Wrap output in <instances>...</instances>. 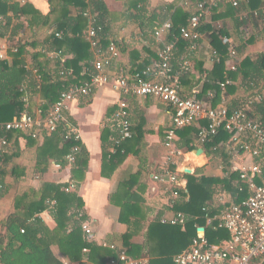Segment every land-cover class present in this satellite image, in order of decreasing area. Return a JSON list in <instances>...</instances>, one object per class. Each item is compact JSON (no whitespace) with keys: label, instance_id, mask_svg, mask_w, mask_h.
Wrapping results in <instances>:
<instances>
[{"label":"trees","instance_id":"1","mask_svg":"<svg viewBox=\"0 0 264 264\" xmlns=\"http://www.w3.org/2000/svg\"><path fill=\"white\" fill-rule=\"evenodd\" d=\"M8 1L0 0V18H2L0 21H6L10 24L12 20L11 18L8 19L7 16L8 13H11L15 19V24H13L11 30L10 45L8 47V54L12 59L10 61L0 59L1 123L19 118L24 112L33 113L38 107L46 112L57 101L62 91L73 84H80L90 79L94 73L92 67L94 55L91 52L89 43L82 36L87 25L83 13H96V25L102 29L98 33L101 49H105L110 42H114L121 52L124 51V45H120L115 39L111 15L103 0H56V9L60 15L55 22L48 26V16L39 15L35 11L32 12L33 19L28 21L27 24L35 28L34 33L28 40L19 39L16 42L13 41L12 37L24 28L20 18L26 17L29 10L27 7H20L18 3L8 4ZM53 1L47 0L51 5ZM124 1L126 5L125 12L131 10L139 12L141 10L139 9L140 4L146 2V0ZM188 1L191 2L188 10L183 8L174 9L172 5H165L160 7V14H152L150 19H147L148 23H151L154 18L158 19L159 16L160 21L171 22L172 28L164 42H171L172 36L178 37L180 28L187 26L189 17L197 12V3L205 0ZM236 1L239 5L238 8L232 7L231 0H221L216 7L211 9L210 14L217 13L223 8L224 12L221 11L223 15H235L238 12H243L245 14L244 24L250 23L257 27L259 23L262 28L250 35L245 42L238 39L236 42L238 45H233L236 52L234 70L225 69L228 52L227 46L222 44V38L229 36L226 26L223 25L221 28L213 30L204 21L199 26L200 33L210 32L212 51H215L219 58V61L215 63L211 82L204 86V91L211 90L217 98L220 93L219 84L225 79L232 81L225 94L236 97L235 94L242 89L241 99H248L255 95L252 94L253 90L258 87L254 88V86H258L264 80V54H259L254 58L243 56L247 45H252L257 40L264 38V21H262L264 18V0ZM254 12H256V16ZM219 14L212 16V19L221 18L222 16ZM232 20L235 22L236 30H238V27L243 26V22L239 21L237 17L232 18ZM50 27L53 30L48 34L47 30ZM191 44V41L178 38L172 52L170 64L173 73H179L180 86L184 80H187L191 72L184 74L178 64L181 59L187 56L188 51H191ZM14 49H16V52H13ZM195 50L196 48L192 51ZM57 51H61L62 55L69 54L72 57L64 63H61L60 57H49V53ZM153 51L149 55V59L139 65L138 68L130 70V75L133 76L150 65V58L152 60L156 59ZM26 56H29V62L25 60ZM242 86H246V88L244 89ZM249 91L250 95H247ZM260 93H262L261 87L256 92L259 100L252 101L248 117L264 128V94ZM24 98H26V101H23ZM236 102L234 100L230 101L225 107L232 110L239 106ZM195 131V125L177 131L176 146L182 153L185 154L194 150L193 137ZM1 135L4 134L1 133ZM66 135H69L68 129L66 125H61L55 133L44 137L38 149L36 164L37 167H45L52 160L64 167L66 166L65 157L73 147H76L77 152L74 154V163L71 170V180L76 182L87 170L89 156L84 146L78 141H73L72 137L66 140ZM105 135H107L106 138L101 137V176L108 178L123 161L124 153H122L121 143L115 145L109 139V136H112V138L118 137L115 130L112 133L107 131ZM19 136L24 138L27 144L38 143L28 134L20 132L9 133L8 140L9 142L12 138L16 140ZM228 138L229 135L226 132L219 130L218 134L210 139V142L201 147L207 158L222 160L224 173H226L225 171L229 166L228 157L223 147H219V145L226 142ZM111 149L114 151L111 152ZM15 156L16 153L0 154V199L9 192L10 187L6 183V178L8 176L17 178L21 174L19 166H14L10 170L6 169V166ZM43 169L45 170V168ZM184 177L187 180L185 190L181 192L179 190L180 199L175 202L172 210L175 213L185 215L187 218L185 230L181 231L180 227L169 223H161L159 219H155L150 223L146 234L147 243L144 255L149 257L148 264H173L172 258L187 248L191 241L196 238L197 227L205 229V237L210 243L214 244L220 239H226L228 234L225 231L218 230L214 232L206 225L205 215L207 214L210 218H213L217 214V209H210V203L213 197L215 199L223 193H228L234 204H238L248 195L246 187H242L236 174L202 175V177H196L194 174L184 175ZM133 180L130 179L121 184L124 190V199L119 221L128 225L131 223V218L138 217L141 202H143L141 196L132 191L134 187ZM67 186L44 184L39 192L27 191L15 197L14 212L8 214L0 223V264H63L51 251L52 245H55L60 254L71 262L80 260L82 255L86 253L88 261L95 262V264H107V262L117 259L115 252L101 249L84 240L80 223L86 220V217L83 214L80 218H77V212L83 210V202L75 192H65L63 188ZM75 187L77 188L78 185L76 184ZM239 187L243 188L242 192L238 191ZM51 200L56 202L54 210L51 212L56 224L52 230L37 217L38 214L48 208L47 202ZM205 208L209 209L206 213L203 211ZM211 223L215 224V221ZM131 237V232L123 236V245L128 249L126 253L131 257H139L143 248L129 244ZM84 249H86L85 253L83 252Z\"/></svg>","mask_w":264,"mask_h":264},{"label":"crops","instance_id":"2","mask_svg":"<svg viewBox=\"0 0 264 264\" xmlns=\"http://www.w3.org/2000/svg\"><path fill=\"white\" fill-rule=\"evenodd\" d=\"M103 2L111 15L115 39L120 45H124L123 52L118 47L120 53L119 59L106 70V73L110 78H114L122 73L129 79L132 78V75L129 73L130 70L138 68L139 65L149 59V55L153 50L156 55L159 48H161L162 43H159L155 39L153 31L164 23V21H160L159 16L158 19L154 18L151 23H148L147 19H150L152 14H160V7L165 5H172L174 9L183 8L188 10V6L191 3L188 0H146L145 3L140 4L141 8L139 7V9H141V12L139 11V13L134 10L125 12L126 5L124 0H103ZM11 3H18L20 7H27L29 10V14L26 17L20 18V22L24 24V28L12 37L14 42L19 39L28 40L32 33H34L35 28L27 24L28 21L33 19L34 15L31 14L32 12L35 11L39 15L48 16V26L52 25L60 15L56 9V0L52 2V5L47 0H9L8 4ZM185 3L186 6L184 5ZM223 9H220L217 13H209L204 22L213 30L225 25L229 33L227 38L234 46L238 45L236 43L238 39H242L245 42L250 35L256 33L257 30H261L262 27L259 23L257 27L250 23L244 24L243 19L245 18V14L243 12H238L235 15H223ZM220 12L221 14H219ZM217 14L222 17L212 19V16ZM7 17L12 20L10 24L6 21H0V59L10 61L12 57L8 54V47L10 45L9 39L13 24H15V19L11 13H8ZM236 17L239 21L243 22V26L238 27V30H236L235 22L232 20V18ZM0 19L2 20V18ZM52 30V27L48 28L47 33H51ZM162 40L165 41L166 37L164 36ZM210 41V32H202L200 33L196 50L188 51L186 57L190 62L191 73L187 80H184L180 86L181 95L183 97H195L214 108L225 106L233 100L235 102L237 101V105H241L247 102V100H259L256 92L261 87L262 93L264 94V80L258 86H254V88L258 87L253 90L252 94L255 95H252L253 97L251 96L248 99H241L243 95L242 89L238 92L239 94H235L236 97L220 92L218 98L214 96L211 90L204 91L205 84L207 85V83L211 82V78H213L212 72L215 66V63L212 61ZM259 54H264V38L257 40L252 45H247L243 56L254 58ZM71 57L72 55L68 54L67 60H70ZM150 59L152 60V58ZM25 60L29 62V56H26ZM229 68L230 65H228V60H226L225 69L230 70ZM242 88L245 89L246 86H242ZM247 95H250V91L247 92ZM120 98L109 86H105L95 90L89 97L80 98L77 102L72 103L69 109L64 112V118L67 122L66 125L76 130L78 142L85 147L89 156L87 170L76 182L71 180L73 164L71 166L66 164L64 167L59 164L61 166L60 169H56L54 166L55 162L50 160L45 167H37V153L42 142L33 145L27 144L26 140L20 136L16 140L15 138L10 139L9 148L6 153L8 155L10 153H16V156L12 158L11 162L6 166V169L10 170L14 166H19L21 174L17 178L11 176L6 178V183L10 188L9 192L0 199V223L8 214L14 212L15 197L24 193H18L16 191L18 184L26 186V192H39L44 184L66 186L69 182H73L75 185H78L73 192L82 200V213L86 217V220L89 221L93 230V236L89 244L109 251L112 250L103 247L102 244H106L107 246L112 245L116 249L126 253L128 249L123 245V236L131 232L132 237L129 240V244L142 247L143 249L139 257H131L126 253L127 257L138 260L141 264L149 263V257L144 255L147 243L146 234L150 223L155 219H159L160 222L162 220H170L175 214L172 210V201L168 187L154 182L151 178L153 174L161 172L162 166L167 158V152L162 146V141L164 133L171 127V110L156 98H142L130 95L126 97L132 137L121 141L124 159L117 169L108 178H105L101 176V137L104 136L106 138L107 135L105 134L107 131L110 133L114 131L112 123L113 114L116 111V105ZM109 139L111 140L112 136H109ZM193 146L194 150L183 154L177 162V169L181 180L180 192L185 190L187 183L184 175L195 174L196 177H202V175H225L223 170L218 171V169H212L204 152L198 155L195 153V151L201 149L195 142H193ZM110 151L113 152L114 150L111 149ZM199 157L203 158L201 163H197L194 160ZM130 179H134L132 191L138 193L143 202H141V210L138 217L131 218V223L128 225L120 222L119 218L124 199V190L121 184ZM63 190H65V187ZM180 192L177 200L180 199ZM227 194H222V199L224 197L226 200ZM211 208L217 209L215 216L220 214L222 206L218 203V197H215V199L213 197L210 203ZM37 217L49 229L52 230L55 228L56 224L49 207L38 214ZM174 226L180 227L181 231L185 230V225ZM51 251L63 264H95V262L88 261L87 253L83 254L80 260L71 262L60 254L55 245L51 246ZM174 257L172 258V262Z\"/></svg>","mask_w":264,"mask_h":264},{"label":"built area","instance_id":"3","mask_svg":"<svg viewBox=\"0 0 264 264\" xmlns=\"http://www.w3.org/2000/svg\"><path fill=\"white\" fill-rule=\"evenodd\" d=\"M219 1L221 0H205L197 3V12L189 17L187 26L180 28L178 37L172 36L171 42L162 40L172 28L170 21H166L154 29L153 36L159 43H162L161 48L157 51L156 59L151 60L150 65L141 72L135 73L131 79L122 73L110 78L106 73V70L119 59V49L114 42H110L105 49H101L98 33L102 29L96 25V13H83V17L87 21V28L82 36L89 43L94 55L92 61L94 73L88 81L73 84L62 91L57 101L46 112L38 107L33 113L24 112L19 118L12 121L0 122V134H4L0 136V154L6 153L9 147L8 134L11 132L26 133L32 139L42 142L44 137L55 133L59 126L66 125L64 112L69 109L72 103L77 102L80 98L89 97L95 90L105 86H109L121 97L117 102L112 120L118 137L111 140L115 145H118L121 141L132 137L126 97L130 95L156 98L170 108L171 127L164 133L162 141L167 158L161 172L153 174L151 178L154 182L168 187L172 201L171 206L173 207L174 201L179 198L181 180L177 162L184 154L176 146L178 140L176 133L178 130L192 125L196 126L194 142L200 148L210 142V139L216 136L219 130H223L229 135L228 140L219 145V147H223L228 157L229 166L225 175H238L239 183L248 191L246 198L238 204L232 203L229 194L226 195V200L224 197L222 199V194H219L217 196L218 203L223 207L220 214L213 218L205 215L208 227L215 232L222 230L228 233L226 240L220 239L217 243H210L205 237V229L197 227L196 238L174 257V264H264V128L248 117L252 101L247 100V102L229 110L225 106L214 108L195 97H183L180 90L179 73H173L170 64L178 38L191 41V51L196 48L200 38L199 26ZM184 5L186 6V3ZM231 5L234 8L239 7L236 0H231ZM254 15L256 16V12ZM222 44L227 46L229 69L234 70L236 53L234 46L226 37L222 38ZM13 52H16V49ZM211 55L214 63L219 61L215 51H212ZM49 57H60L61 63H64L68 55H62L61 51H57L49 53ZM178 65L184 74L191 72L190 62L186 56L180 60ZM231 84V80L225 79L219 84L220 92L226 93L227 87ZM23 101H26V98ZM66 128L69 135H66L65 139L68 140L72 137L73 141H78L76 130L69 125H66ZM213 149L215 150L216 147ZM76 152L77 148L73 147L65 157L67 165L71 166L74 163ZM54 166L56 169L61 167L56 163ZM220 168L224 169L222 166ZM242 187L238 188L239 192L243 191ZM74 189V183L69 182L64 191L71 192ZM47 204L52 212L56 202L51 200ZM203 211L206 213L209 209L205 208ZM82 215V212H77V218ZM186 220L185 215L175 213L172 219L162 220L161 223L183 226ZM212 221H215V224H212ZM80 227L84 240L89 243L93 236L89 221H82ZM199 229L202 231H198ZM102 246L117 254V259L109 261V264H141L138 260L127 257L124 251L116 249L115 246L106 244H102ZM83 252H86V249Z\"/></svg>","mask_w":264,"mask_h":264},{"label":"rangeland","instance_id":"4","mask_svg":"<svg viewBox=\"0 0 264 264\" xmlns=\"http://www.w3.org/2000/svg\"><path fill=\"white\" fill-rule=\"evenodd\" d=\"M231 26V25H230ZM227 38V37H226ZM208 160H209V165L211 164V167H212V169H214V170H217L218 169V171H221L222 169L220 168L221 166H222V160L221 159H218V158H213V159H211V158H207ZM223 167V166H222ZM9 183V182H8ZM26 186H21V184H18L17 186H16V191L18 192V193H22V192H26Z\"/></svg>","mask_w":264,"mask_h":264},{"label":"water","instance_id":"5","mask_svg":"<svg viewBox=\"0 0 264 264\" xmlns=\"http://www.w3.org/2000/svg\"><path fill=\"white\" fill-rule=\"evenodd\" d=\"M195 153L198 155V154H202L203 153V150L202 149H198L197 151H195ZM188 172V171H186ZM199 231H202V229H199Z\"/></svg>","mask_w":264,"mask_h":264},{"label":"bare ground","instance_id":"6","mask_svg":"<svg viewBox=\"0 0 264 264\" xmlns=\"http://www.w3.org/2000/svg\"><path fill=\"white\" fill-rule=\"evenodd\" d=\"M202 157H199V158H196V159H194L197 163H201L202 162Z\"/></svg>","mask_w":264,"mask_h":264}]
</instances>
